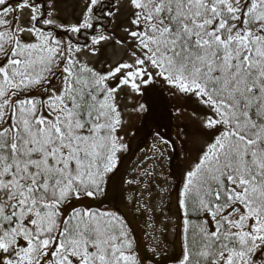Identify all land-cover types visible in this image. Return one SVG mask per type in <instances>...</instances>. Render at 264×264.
I'll use <instances>...</instances> for the list:
<instances>
[{
    "label": "snow or ice",
    "instance_id": "obj_1",
    "mask_svg": "<svg viewBox=\"0 0 264 264\" xmlns=\"http://www.w3.org/2000/svg\"><path fill=\"white\" fill-rule=\"evenodd\" d=\"M59 2L0 0V264H144L127 218L101 204L125 112L151 115L161 81L206 110L176 264H264V0H76L71 23ZM106 43L127 58L103 71L80 58ZM124 96L142 99L122 109Z\"/></svg>",
    "mask_w": 264,
    "mask_h": 264
},
{
    "label": "rangeland",
    "instance_id": "obj_2",
    "mask_svg": "<svg viewBox=\"0 0 264 264\" xmlns=\"http://www.w3.org/2000/svg\"><path fill=\"white\" fill-rule=\"evenodd\" d=\"M117 3L119 4V0ZM78 11L79 5L76 0H61L56 6L57 16L70 23L74 21ZM125 24V15L121 12L113 20V29L118 36H123L120 27ZM80 58L89 64L96 61H100L101 64H114L117 60L127 57L124 48L106 43L100 46L96 56L84 52ZM129 99L132 103L128 102ZM136 99L135 96L131 98L124 96L121 102L123 109L133 107ZM124 119L128 123L121 131V135L124 136V143L128 145V149L121 153L122 159L117 171L111 176L105 203L101 204L99 200L87 203L92 204L93 207L101 204L102 207L114 208L127 218L144 261H151V258L156 256L149 251V246L157 245L160 264H175L176 258L180 255L176 230L177 192L182 184L183 175L193 158L197 156V152L194 150L191 152L188 159L189 161L191 158L189 166L182 168L184 170L181 177L174 178L169 164L173 154L171 143L164 145L161 137L154 132L150 135L144 130L142 134H134L133 127L139 120L137 114L125 112ZM196 120L198 123L197 118ZM192 146H198V141H194ZM126 181L133 183L127 184ZM137 203L146 205L150 210L137 212L134 207Z\"/></svg>",
    "mask_w": 264,
    "mask_h": 264
},
{
    "label": "trees",
    "instance_id": "obj_3",
    "mask_svg": "<svg viewBox=\"0 0 264 264\" xmlns=\"http://www.w3.org/2000/svg\"><path fill=\"white\" fill-rule=\"evenodd\" d=\"M61 20L70 23L66 19ZM109 31L117 37H123L116 34L113 29V22L109 27ZM90 65L103 71L106 64H101L100 61H96ZM141 99L142 97H137L136 101ZM152 102L154 111L151 115L145 118L137 114L139 120L133 127L134 134H142L145 130L150 135L151 132L155 134L159 133V137L170 141L173 154L169 160V164L171 171L174 173V178L179 179L184 170L182 168L189 166L191 158L189 161L188 159L192 154L191 152L193 150L197 152L201 143L205 140V137L198 134L199 120L197 123L196 116L193 113L201 115L206 110L198 106L193 98L174 94V90L167 87L162 81L156 85L155 91L152 93ZM121 107L123 109L122 103ZM194 141H198V146H192ZM121 159L122 154L120 153L118 164ZM144 264H151V262L144 261Z\"/></svg>",
    "mask_w": 264,
    "mask_h": 264
}]
</instances>
